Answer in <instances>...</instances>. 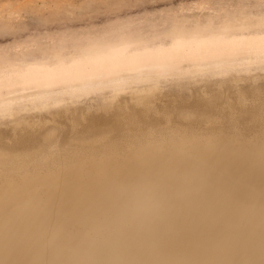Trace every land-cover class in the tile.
<instances>
[{"label": "bare ground", "instance_id": "1", "mask_svg": "<svg viewBox=\"0 0 264 264\" xmlns=\"http://www.w3.org/2000/svg\"><path fill=\"white\" fill-rule=\"evenodd\" d=\"M191 20H173L160 34L121 33L109 45L88 33L87 42L69 47L1 52L0 116L105 89L264 70V15ZM262 97L253 108L232 99L228 125L223 114L216 126L223 134L231 129L239 153L224 145L207 157L180 148L130 155L128 147L159 131L139 112L120 108L117 127L128 128L120 141L81 140L74 149L40 150L23 164L1 154L0 264H264ZM217 109L211 103L210 112L194 116L202 124ZM245 114L259 127L247 130ZM97 154L102 171L86 158Z\"/></svg>", "mask_w": 264, "mask_h": 264}, {"label": "rangeland", "instance_id": "2", "mask_svg": "<svg viewBox=\"0 0 264 264\" xmlns=\"http://www.w3.org/2000/svg\"><path fill=\"white\" fill-rule=\"evenodd\" d=\"M259 15H264V0H0V53H13L21 45L19 49L30 47L31 50L69 47L87 42L85 35L88 33H92L93 42L109 45L115 43L121 33L144 31L160 34L176 19L189 18L192 19L189 23L198 20L206 23L210 16L216 21H241ZM240 72L213 79L186 77L163 81L158 86L133 85L124 92L105 89L101 94H92L77 102L0 116V155L20 160L23 164L29 163V158L34 155L36 158L39 154L77 148L81 140L111 138L120 141V133L128 129L117 127L120 108L139 112L152 122L151 128L156 127L154 130L159 131L144 135L143 145L128 147L133 148L128 153L130 155L145 154L143 150L158 154L165 149L180 148L207 157L219 152L224 145H231L239 153L231 129L220 126L226 120L229 123L226 114L229 115L230 102L233 99L231 104L246 103L248 108H253L264 96V70ZM209 102L216 105L217 114L206 117L202 123L204 126L200 127L202 121L194 114L210 112ZM244 116L246 119V114ZM240 119L241 129L247 127L248 130L254 124L252 119L248 121L250 118L246 119L248 122ZM218 122L221 129L227 130L225 134L216 128ZM242 122L248 125L245 127ZM173 124L176 129L170 130ZM256 125L259 127L260 123ZM249 148L247 150L253 154V147ZM40 150L46 152L36 153ZM99 155L86 158L92 168L102 171L98 169L102 164ZM47 169L53 172L56 167ZM2 170L0 174L7 171Z\"/></svg>", "mask_w": 264, "mask_h": 264}]
</instances>
